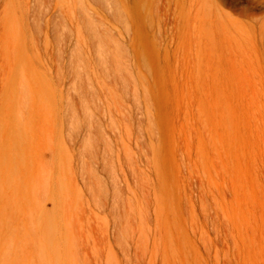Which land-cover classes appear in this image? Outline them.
<instances>
[{
  "label": "rangeland",
  "instance_id": "1",
  "mask_svg": "<svg viewBox=\"0 0 264 264\" xmlns=\"http://www.w3.org/2000/svg\"><path fill=\"white\" fill-rule=\"evenodd\" d=\"M0 264H264V0H0Z\"/></svg>",
  "mask_w": 264,
  "mask_h": 264
}]
</instances>
